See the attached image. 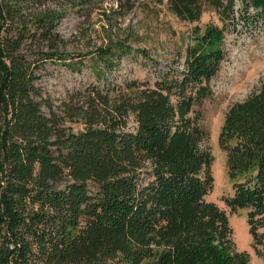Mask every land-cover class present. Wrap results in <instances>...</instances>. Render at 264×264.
Returning a JSON list of instances; mask_svg holds the SVG:
<instances>
[{
	"label": "trees",
	"instance_id": "1",
	"mask_svg": "<svg viewBox=\"0 0 264 264\" xmlns=\"http://www.w3.org/2000/svg\"><path fill=\"white\" fill-rule=\"evenodd\" d=\"M49 1L0 0V264H248L207 198L202 105L227 35L264 31V0H166L191 24L183 54L153 80L118 75L131 46L108 37L91 58L95 80L59 104L38 82L46 62L66 59L63 11L40 8ZM78 2L69 6L88 13L90 1ZM208 9L218 22H200ZM217 141L231 180L222 201L246 209L264 264V78L227 106Z\"/></svg>",
	"mask_w": 264,
	"mask_h": 264
},
{
	"label": "rangeland",
	"instance_id": "2",
	"mask_svg": "<svg viewBox=\"0 0 264 264\" xmlns=\"http://www.w3.org/2000/svg\"><path fill=\"white\" fill-rule=\"evenodd\" d=\"M89 1L91 9L88 13L77 10L78 5L69 6L79 3L78 0H51L40 7H58L63 11L56 31L64 40L59 51L66 59L46 62L38 81L56 104L74 89H81L95 80L91 58L108 37L126 36L131 46V52L121 58L112 73L138 79L153 80L156 67H163L184 51V32L191 24L171 14L166 8V0L161 4L154 0H134L128 10L125 7L118 9L117 0ZM208 20L218 22L210 9L202 15L200 22ZM141 49L147 51L146 55L140 53ZM225 49L226 58L210 80L212 92L202 105L206 144L213 156L211 171L214 181L207 198L225 209L236 247L248 251V264H263L262 258L251 247L246 209L230 211L222 201V196L231 192V180L226 172L225 152L219 147L217 136L227 106L245 97L264 78V31L230 33L225 39ZM72 127L76 129L80 124L72 123Z\"/></svg>",
	"mask_w": 264,
	"mask_h": 264
}]
</instances>
